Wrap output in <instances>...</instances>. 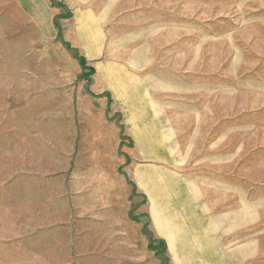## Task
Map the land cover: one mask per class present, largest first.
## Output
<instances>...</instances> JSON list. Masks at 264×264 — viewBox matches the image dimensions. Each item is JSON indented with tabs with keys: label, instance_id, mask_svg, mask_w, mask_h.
<instances>
[{
	"label": "rangeland",
	"instance_id": "rangeland-1",
	"mask_svg": "<svg viewBox=\"0 0 264 264\" xmlns=\"http://www.w3.org/2000/svg\"><path fill=\"white\" fill-rule=\"evenodd\" d=\"M0 264H264V0H0Z\"/></svg>",
	"mask_w": 264,
	"mask_h": 264
},
{
	"label": "trees",
	"instance_id": "trees-1",
	"mask_svg": "<svg viewBox=\"0 0 264 264\" xmlns=\"http://www.w3.org/2000/svg\"><path fill=\"white\" fill-rule=\"evenodd\" d=\"M75 56H76V58H78L76 54H75ZM79 60H82V59H79Z\"/></svg>",
	"mask_w": 264,
	"mask_h": 264
}]
</instances>
